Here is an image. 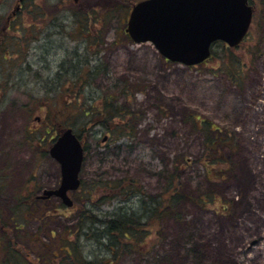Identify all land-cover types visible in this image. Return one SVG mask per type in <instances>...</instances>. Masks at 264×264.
<instances>
[{
  "label": "rangeland",
  "instance_id": "1",
  "mask_svg": "<svg viewBox=\"0 0 264 264\" xmlns=\"http://www.w3.org/2000/svg\"><path fill=\"white\" fill-rule=\"evenodd\" d=\"M71 2L24 0L17 21L2 33L18 0H0V44H5L0 49V180L5 182L0 219L7 220L9 213L17 219L6 225V233L0 229V241L13 233L15 249L29 264H69L72 260L65 259L66 251L60 252L56 241L62 233L77 245L79 253L71 254L80 258L75 264H264V0H253L256 14L249 35L232 54L217 47L208 62L195 67L165 62L151 45L127 38L125 23L133 4H127L124 16L115 8H92L101 1L88 0L90 5L82 4L86 16ZM60 81L68 85L66 91L76 87L72 92L82 107L61 105ZM108 97L132 114L134 128L120 137L94 124L83 132L81 181L133 180L158 195L177 165L182 194L194 199L212 195L215 205L229 202L230 208L217 212L182 201L180 222L163 219L150 230L142 252L116 257L95 240L66 235L78 222V210L57 198L12 212L4 201L27 198L28 192L35 193L32 185L41 195L59 183L60 168L48 150L62 130H55L56 123L41 109L44 102L63 108L59 118L67 126V113L79 114L87 123L93 119L84 112ZM195 120L208 121L234 138L233 149H224L232 171L218 183L210 182L199 162L204 133ZM135 203L126 206L116 199L91 209L104 216L120 206L135 208ZM40 205L49 213L41 220L29 214ZM1 242L2 248L9 243ZM61 248L69 250L65 243Z\"/></svg>",
  "mask_w": 264,
  "mask_h": 264
},
{
  "label": "trees",
  "instance_id": "2",
  "mask_svg": "<svg viewBox=\"0 0 264 264\" xmlns=\"http://www.w3.org/2000/svg\"><path fill=\"white\" fill-rule=\"evenodd\" d=\"M87 1L88 0H86L85 3H81V0H78L77 3H74L72 1L71 4L72 7L80 11L82 10L83 12H85L86 16H88L86 8L82 5H90ZM100 1L101 3L99 2L90 6H98V8H103L106 10L115 8L118 11L120 10L121 13L124 12L125 16L127 14V4L132 5L141 0ZM74 15L76 16V13H74ZM77 22L82 24V21L80 22V20L78 19ZM22 26L23 23L21 24V27ZM4 43H6V41ZM4 47L5 44L1 43L0 49L4 50ZM217 47H221V49L224 48L221 46V44H214L211 48L212 56H214V49ZM224 50L229 53L231 52L232 54L231 50L225 48ZM62 84L63 83L60 81L58 86L59 90H63L60 93L59 97L61 105L65 109L73 107H82V105L78 103V97L75 93L72 92V90L74 91L76 87H74L73 89L71 88V90L69 91H66V87L68 88V85L65 86ZM71 96L74 98L72 99ZM45 100L53 101L54 99L45 97ZM101 104L102 105H99V107L97 108H95L94 104H92L91 107H89V109L92 110L84 112L85 117H89V120H91V118L93 119L92 121H88L87 123H83V121L80 119L81 117L79 114H75L73 112L67 113V126H64L63 121H61V119L59 118L64 113L61 112L63 108H55V106H50L45 101L44 106L41 109L45 111V114H47V118L52 119V121L56 123L55 130H57V128H61V130L65 128H71L80 143L82 144V147L84 144L83 132H86L87 130L89 131L91 125L93 124L99 126L102 131H105L111 137L115 133H117L119 137L120 135L126 136V134L131 133L133 131L135 119L131 118V113L125 112V107H122L119 104L112 103L111 97L106 98ZM195 121V126L200 127V130H202V132L204 133V150L199 159V162L204 168L210 182L214 184L218 183L219 181L224 180V178L229 175L232 171L231 161L229 157L225 154L224 149H227L228 152L233 149L234 138L230 132L216 129L208 121ZM83 151L85 156L84 147ZM180 175L181 172L179 167H177V165H174L171 173L166 176L165 190L163 191V193H160L158 195H150L133 180L112 181L110 183L94 182L91 184L80 181L78 193L75 192L73 194V196L75 195L73 197V208L75 209V211L78 210V222L73 228H71V231H66V235H69V237L71 235L74 236L76 241H79L80 238H84L83 240H95V242L99 243L103 250L115 254L114 257H116L121 253L142 252L143 248L145 247V244L147 243V238L152 232L150 230L158 229L159 224L163 219L171 217L174 218L176 221L180 222L182 220V217L178 213L180 211V205L178 204L182 203V201H189L203 209L211 207L217 212L222 211L225 213V211L230 208L229 202H224L225 205H223L222 203L220 204V201H218V204L215 205L217 201L215 200V196L212 195H206L204 197L194 199L192 197H188L182 194L181 185L179 183ZM1 180L0 196L2 194V189L4 188L5 184V182H2ZM31 195L33 194L29 193L28 197L30 198ZM28 197L21 199L16 197L13 201L7 200L4 202L9 204V207L13 212L14 209H21L24 205H29L31 204V202H37L34 201V199L33 201H31V199H29ZM116 199H120V202H125L126 206L128 205L127 203L136 200L135 204L137 206H135V208H126L120 206L117 211H114L104 216L98 215L93 211L94 208H98L99 206L114 201ZM43 208L44 207L42 205L38 206L34 209V212L31 211L29 213L30 216L40 218V220L46 218L49 213L43 212ZM8 215L9 216L6 217L7 220L2 218L3 221H1L0 219V229H2L5 233L6 225L12 224V221H17V219H15L14 213L11 215L9 213ZM16 229L18 230V228ZM7 235H4V237L1 238V241H4L5 243L9 241L7 245L4 243L5 245H3V248L1 245L3 243L0 241V248H2L4 251V259L1 260L0 254V264H29L25 258V254L21 251L18 252V250L15 249L14 243H12L13 241L11 238H14L15 235H13L12 233V236H9L8 238ZM67 239L65 240L63 238L62 233V235H60L59 238L56 240L57 245L60 246V252L66 251L65 259L70 258L72 260L69 264H75L74 260L78 261L80 258L74 257L71 254L74 255V253L78 252L76 249L77 245L75 244V242H73L72 244L71 241H69V243ZM64 243L67 245V247H69L70 251L68 249L64 250L61 248ZM72 245L73 247H71ZM51 255L52 257H57V254L55 252H52Z\"/></svg>",
  "mask_w": 264,
  "mask_h": 264
},
{
  "label": "water",
  "instance_id": "3",
  "mask_svg": "<svg viewBox=\"0 0 264 264\" xmlns=\"http://www.w3.org/2000/svg\"><path fill=\"white\" fill-rule=\"evenodd\" d=\"M75 2L77 0H74ZM252 9L247 0H143L133 5L126 33L135 44L149 43L172 63L201 64L213 42L237 46L247 33ZM59 164L60 181L41 198L56 197L72 206L68 196L80 185L83 150L71 129L64 130L49 149Z\"/></svg>",
  "mask_w": 264,
  "mask_h": 264
},
{
  "label": "flooded vegetation",
  "instance_id": "4",
  "mask_svg": "<svg viewBox=\"0 0 264 264\" xmlns=\"http://www.w3.org/2000/svg\"><path fill=\"white\" fill-rule=\"evenodd\" d=\"M24 1V0H23ZM23 1H19L18 0V3L16 4V6H15V8L18 6L19 7V9L18 8H14L15 10L14 11H12L7 17H6V19H5V23H3V27H2V33H5L6 31H8V30H10V28H11V25L13 24L14 25V23H15V21H17L16 19H15V16H16V13L21 9V3L23 2ZM21 2V3H20ZM248 3H249V5L250 6H252V8H253V10H254V16H255V14H256V6H255V4H254V2H253V0H248ZM254 19V18H253ZM19 20V19H18ZM31 23H32V26L33 25H35L36 26V24H35V20H31ZM18 26H19V21H18ZM17 26V27H18ZM33 190H35V193H33V197H34V201H38V202H40V203H42V202H47V201H49V199H39L37 196V194H38V192H37V188H36V185H32L31 186V191H33ZM32 194V192H28V194ZM37 193V194H36Z\"/></svg>",
  "mask_w": 264,
  "mask_h": 264
}]
</instances>
